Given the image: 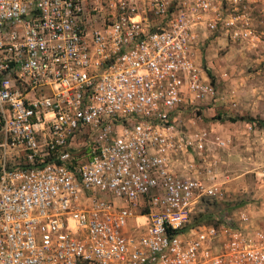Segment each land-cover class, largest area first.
Segmentation results:
<instances>
[{
  "label": "built area",
  "instance_id": "obj_1",
  "mask_svg": "<svg viewBox=\"0 0 264 264\" xmlns=\"http://www.w3.org/2000/svg\"><path fill=\"white\" fill-rule=\"evenodd\" d=\"M216 11L0 0V264H264V228L191 225L222 192L171 157L176 114L212 93L192 29Z\"/></svg>",
  "mask_w": 264,
  "mask_h": 264
},
{
  "label": "rangeland",
  "instance_id": "obj_2",
  "mask_svg": "<svg viewBox=\"0 0 264 264\" xmlns=\"http://www.w3.org/2000/svg\"><path fill=\"white\" fill-rule=\"evenodd\" d=\"M212 2L218 11L196 18L192 29L196 60L212 93L176 114L171 157L178 172L222 192L220 199L198 201L194 213L212 216L203 223L221 219L252 233L264 228V127L246 118L264 122V0H240L236 11L230 0ZM236 17L240 38H233V26L222 25Z\"/></svg>",
  "mask_w": 264,
  "mask_h": 264
},
{
  "label": "trees",
  "instance_id": "obj_3",
  "mask_svg": "<svg viewBox=\"0 0 264 264\" xmlns=\"http://www.w3.org/2000/svg\"><path fill=\"white\" fill-rule=\"evenodd\" d=\"M207 72L209 74V76H211L212 80H213V76L210 74L209 70L207 69ZM230 121H236L238 119H242V117H238V118H228ZM246 120L248 122H254L256 123L257 125L261 126V127H264V122L261 121V120H257V119H254V118H246ZM211 214L210 213H207V214H204L202 212H195L192 216V220H191V225H198V224H204L203 222L206 220V221H209L211 220ZM220 222H222V220H218V223H216L215 225H218L220 224ZM205 224H208V223H205Z\"/></svg>",
  "mask_w": 264,
  "mask_h": 264
}]
</instances>
